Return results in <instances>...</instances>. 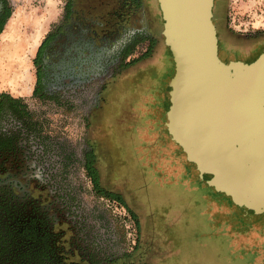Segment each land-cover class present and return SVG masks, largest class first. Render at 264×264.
<instances>
[{"label":"flooded vegetation","instance_id":"1","mask_svg":"<svg viewBox=\"0 0 264 264\" xmlns=\"http://www.w3.org/2000/svg\"><path fill=\"white\" fill-rule=\"evenodd\" d=\"M147 1L154 5V0H62L34 54L31 98L0 95V264H129L128 239L121 241L125 252L119 253L111 238L116 227L83 214L75 200L80 190L69 181L84 174L97 195L118 200L137 226L145 225L126 188L112 186L115 143L100 136V129L109 130L110 108L137 97L146 86L141 80L151 75L142 63L158 44L153 31L158 19L149 16ZM231 3H214L219 55L224 62L250 64L264 54V10L257 14L258 25L242 19L237 27ZM9 8L10 0H0V24ZM10 96L19 100L18 110ZM39 107L57 125L49 136L38 132L34 109ZM114 113L117 122L131 121L138 139L132 110L125 106ZM166 122L158 128L160 135ZM140 144L138 139L135 158L151 170ZM171 182L182 184L174 178ZM233 219L239 228H248L252 220L263 218L241 210Z\"/></svg>","mask_w":264,"mask_h":264},{"label":"rangeland","instance_id":"2","mask_svg":"<svg viewBox=\"0 0 264 264\" xmlns=\"http://www.w3.org/2000/svg\"><path fill=\"white\" fill-rule=\"evenodd\" d=\"M10 1L12 16L0 34V95L8 93L30 99L34 84V54L49 24L61 11L62 0ZM146 8L151 18L156 15L158 19L153 30L158 44L152 56L142 63L151 75L141 80L146 86L137 97L128 100L127 105L123 100L110 108L107 115L109 130L100 129V136L106 134L115 143L111 156L112 186L126 188L128 197L141 208L145 225L137 226L118 200L97 195L82 173L78 180L69 181L80 190L75 197L79 209L90 220L116 227L111 238L116 240L119 253L125 252L121 241L128 239L129 264H264V214L259 215L262 221L252 220L248 228H239L240 224L233 218L236 212L245 209L196 190L198 171L187 162L185 153L171 139L167 129L161 135L158 133L160 124L167 120L169 86L164 76L172 61L161 33L163 18L158 1L154 0V5L147 1ZM261 9L264 10V0H232L233 24L238 27L239 20L245 19L258 25L257 14L262 12ZM146 18H142L143 21L149 22ZM143 21H139V26ZM131 91L128 90L133 93ZM125 106L132 110L131 118H136L137 136L141 141L139 151L152 171L146 170L135 158L138 139L133 135L131 121L128 118H121L119 123L116 121L115 110ZM34 110H37L33 114L39 134L55 133L58 128L53 118L40 107ZM39 110H42L40 115ZM157 172L159 174H155ZM156 177L162 180H155ZM171 178L182 184L168 183ZM110 180L108 178L104 183L108 184ZM249 250L253 252L252 257L246 255Z\"/></svg>","mask_w":264,"mask_h":264},{"label":"water","instance_id":"3","mask_svg":"<svg viewBox=\"0 0 264 264\" xmlns=\"http://www.w3.org/2000/svg\"><path fill=\"white\" fill-rule=\"evenodd\" d=\"M172 65L167 131L198 171L196 190L264 214V54L224 62L215 0H157Z\"/></svg>","mask_w":264,"mask_h":264},{"label":"trees","instance_id":"4","mask_svg":"<svg viewBox=\"0 0 264 264\" xmlns=\"http://www.w3.org/2000/svg\"><path fill=\"white\" fill-rule=\"evenodd\" d=\"M11 15H12V10L9 8V9L7 10V12H6V14H5V16H4V18H3L2 22H1V24H0V34L3 32V30H4V28H5V25H6L7 21H8V19L11 17ZM2 95H5V93H1V96H2ZM1 96H0V97H1ZM10 100H12V101L15 103L16 109L18 110V108H19V106H18V102H19V100L16 99V98H13V97H11V96H10ZM0 102H1V101H0ZM0 109H1V106H0Z\"/></svg>","mask_w":264,"mask_h":264}]
</instances>
